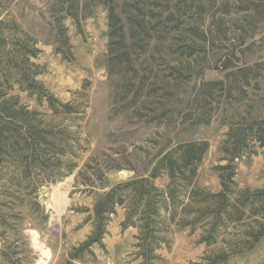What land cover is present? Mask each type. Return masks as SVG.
I'll return each mask as SVG.
<instances>
[{"label":"rangeland","instance_id":"rangeland-1","mask_svg":"<svg viewBox=\"0 0 264 264\" xmlns=\"http://www.w3.org/2000/svg\"><path fill=\"white\" fill-rule=\"evenodd\" d=\"M0 2L36 40L41 51L31 60L40 66L38 79L48 91L61 101L88 105L84 116H53L45 99L16 83L8 89V96L16 95L38 111L35 118L41 126L36 131L49 124L59 139L68 128L76 143L67 165H77L61 177L60 142L45 146L42 153L49 160L34 172L46 180L41 207H15L21 211L22 235L15 242L13 230L0 229V263L211 264L204 258L221 242L208 244L203 229L175 224L166 232L169 243L156 251L160 257L144 260L137 255L138 230L122 227L125 210L120 205L106 216L110 220L102 245L76 247H83L94 230L99 198L119 182L149 176L159 156L180 142L209 143L196 181L213 192L222 189L216 167L227 163L224 145L235 121L231 110L242 106L249 117L264 99V0ZM75 11L77 16L69 14ZM254 65L253 72L226 77L228 71ZM220 79H226L223 89L204 86ZM235 163L241 189L264 187V146ZM9 165L20 162L4 153L0 179L9 177ZM168 181L167 174L154 179L160 187ZM60 197L67 200L63 212ZM220 264H264V235Z\"/></svg>","mask_w":264,"mask_h":264},{"label":"trees","instance_id":"trees-1","mask_svg":"<svg viewBox=\"0 0 264 264\" xmlns=\"http://www.w3.org/2000/svg\"><path fill=\"white\" fill-rule=\"evenodd\" d=\"M87 6L89 4L86 3L84 9ZM78 13L69 14L75 17ZM60 35L67 42L65 29L60 30ZM111 36H114L113 31ZM40 51L36 40L21 28L0 2V112L3 120H0V158L5 153L17 157L20 162L19 166L9 165V177L0 179V229L13 230L17 236L15 242L20 240L24 226L21 211L15 207L18 204L41 207L40 191L46 180L34 172L41 171L49 160L42 153L45 146L60 142L63 151L57 159V167L63 177L77 165H67L71 161L70 156L75 155L76 140L72 139L67 127L59 139L49 124H43V129L36 131L41 126L35 118L38 111L22 104L18 96H8V89L16 83L30 94H36L39 100L45 99L53 116H84L88 107L86 102L76 105L75 99L61 101L48 91L38 79L40 66L31 60ZM254 69L255 65L240 67L236 72L228 71L226 77L238 72L247 74ZM225 83L226 79H220L207 81L204 86L223 89ZM233 108L231 114L235 121L230 125L224 145L227 163L216 167L221 179L220 191L213 192L196 181L198 165L209 143L201 139L180 142L159 156L149 176L119 182L99 198L95 205L94 230L83 247H76V250L95 243L102 245L110 220L106 216L116 211V205L125 210L122 227L133 226L138 230L135 235L137 255L146 261L160 257L156 251L163 243H169L166 232L172 224L203 229L204 241L208 244L221 242L213 255L204 258L212 261L211 264L224 263L230 255L250 249L264 235V187L241 189L235 180V161L264 146V99L261 109L249 117L243 115L246 111L242 106L234 105ZM29 115L34 116L29 119ZM162 174L169 178L165 187L154 182ZM5 208L10 209V213ZM1 230L0 235H3ZM74 257L81 258L79 255ZM0 264H5V261Z\"/></svg>","mask_w":264,"mask_h":264},{"label":"bare ground","instance_id":"bare-ground-1","mask_svg":"<svg viewBox=\"0 0 264 264\" xmlns=\"http://www.w3.org/2000/svg\"><path fill=\"white\" fill-rule=\"evenodd\" d=\"M59 200L61 202L59 211H62L63 212L65 210V207H66V204H67V200L64 199L63 197H60Z\"/></svg>","mask_w":264,"mask_h":264}]
</instances>
